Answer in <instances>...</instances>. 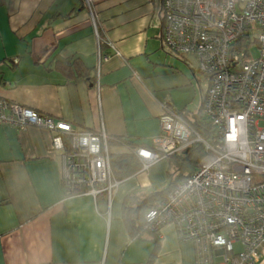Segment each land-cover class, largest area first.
<instances>
[{"label": "crops", "instance_id": "1", "mask_svg": "<svg viewBox=\"0 0 264 264\" xmlns=\"http://www.w3.org/2000/svg\"><path fill=\"white\" fill-rule=\"evenodd\" d=\"M161 4L93 0L94 28L81 0H0V98L76 131L103 128L108 138L149 146L162 106L197 111L208 87L196 58L163 42ZM98 44L108 55L99 61ZM55 55L79 58L93 81L66 80L48 62ZM49 141L45 129L0 124V264H146L154 246L153 264H195L193 242L180 241L172 224L133 239L123 223L124 197L156 188L166 160L119 180L110 199L66 196ZM210 264H226L221 250Z\"/></svg>", "mask_w": 264, "mask_h": 264}, {"label": "built area", "instance_id": "2", "mask_svg": "<svg viewBox=\"0 0 264 264\" xmlns=\"http://www.w3.org/2000/svg\"><path fill=\"white\" fill-rule=\"evenodd\" d=\"M94 28L93 0H81ZM162 39L173 53L193 55L208 78L202 115L213 128L208 142L177 110L163 105L159 133L133 154L141 171L189 147L204 156L187 176L144 213L146 228L160 235L172 224L180 241H192L195 264H210L216 249L226 264H257L264 243V0H162ZM256 44L258 53L251 55ZM98 44L97 58H107ZM0 124L36 126L50 133L60 153L66 196L110 199L114 177L108 136L73 130L61 119L0 98ZM240 249L236 250L234 245Z\"/></svg>", "mask_w": 264, "mask_h": 264}, {"label": "trees", "instance_id": "3", "mask_svg": "<svg viewBox=\"0 0 264 264\" xmlns=\"http://www.w3.org/2000/svg\"><path fill=\"white\" fill-rule=\"evenodd\" d=\"M66 15H70V13H67ZM48 60L49 64H52L53 68L58 69L68 81L75 80L80 77H87V79H91V81L94 79V76L86 74L89 69L86 70L87 68L84 67L79 58H62L55 55L50 57ZM177 112L185 118L195 131L205 140L208 142L213 141V128L202 115V103L197 111L181 109L177 110ZM107 143L108 146L118 144V146L124 145L127 148L125 151L120 153H110L112 171L117 180H123L131 174L139 171L140 163L133 154V149L138 146V144L121 136L112 138L109 137ZM204 153V146L199 142H193L186 149L170 156L171 158H177L178 167L183 171L180 176L171 178L164 189L150 192L136 191L124 197L122 202V219L126 230L130 233L131 238H142V235L145 233H151V235L156 234V232L149 231L146 228V222L144 219L145 211L152 206L154 202L160 200L166 195L171 184L189 175L195 169L199 160L204 156ZM153 238L155 239V237ZM157 249V246H154L146 264H153L154 255Z\"/></svg>", "mask_w": 264, "mask_h": 264}, {"label": "rangeland", "instance_id": "4", "mask_svg": "<svg viewBox=\"0 0 264 264\" xmlns=\"http://www.w3.org/2000/svg\"><path fill=\"white\" fill-rule=\"evenodd\" d=\"M250 50H251V55L253 57L257 55L258 50H257L255 43L252 45ZM206 82H207V80H206ZM259 126H264V122L261 121L259 123ZM114 150H117V149H114ZM164 160H166V162H167L166 167H165V171L163 173L164 180L156 188H151V187L145 188L146 192L158 191V190L164 189L167 186V183L169 182V180L171 178H175L177 176H180L181 172L183 171V170L179 169L176 157H174V158L169 157V158H165Z\"/></svg>", "mask_w": 264, "mask_h": 264}]
</instances>
